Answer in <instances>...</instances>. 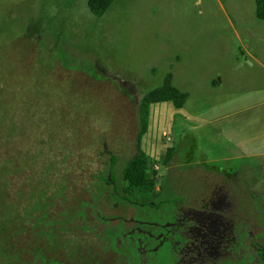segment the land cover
I'll use <instances>...</instances> for the list:
<instances>
[{"label": "rangeland", "instance_id": "1", "mask_svg": "<svg viewBox=\"0 0 264 264\" xmlns=\"http://www.w3.org/2000/svg\"><path fill=\"white\" fill-rule=\"evenodd\" d=\"M88 2L0 0V114L29 133L22 145L60 142L72 156L80 139L76 148L89 156L58 169L57 181L69 172L58 184L38 183L42 200L17 227L21 235H5L19 264H84L90 244L100 250L102 226L87 204L113 203L99 177L112 158L121 192L122 172L139 153L140 106L168 74L189 97L179 110L167 102L150 108L140 147L158 166L154 194L163 167L173 165L253 169L252 180L240 181H263L264 22L255 0H115L100 18ZM168 148L179 155L165 165ZM238 155L248 159H231Z\"/></svg>", "mask_w": 264, "mask_h": 264}, {"label": "flooded vegetation", "instance_id": "2", "mask_svg": "<svg viewBox=\"0 0 264 264\" xmlns=\"http://www.w3.org/2000/svg\"><path fill=\"white\" fill-rule=\"evenodd\" d=\"M163 169L158 194L147 199L118 191L110 172L99 176L114 200L87 204L102 232L100 250L90 244L94 255L84 264H264V177L254 186L240 181L252 180L253 169Z\"/></svg>", "mask_w": 264, "mask_h": 264}, {"label": "trees", "instance_id": "3", "mask_svg": "<svg viewBox=\"0 0 264 264\" xmlns=\"http://www.w3.org/2000/svg\"><path fill=\"white\" fill-rule=\"evenodd\" d=\"M114 1L89 0L88 7L95 17L100 18L106 14ZM255 15L258 20L264 22V0H255ZM188 97V94L181 93L174 87L172 74L165 77L162 86L150 91L144 97L140 106L139 153L132 157L122 172L121 192L128 198H153L154 189L159 180L157 172L152 170L156 162L151 161L148 155L141 151L140 147L142 137L146 136L148 132L151 106L167 102L174 109L179 110L183 108ZM28 135L26 130L22 131L15 119L9 123L7 117L5 118L0 114V264H19L17 262L19 256L9 251L5 235L10 231L21 235L17 227L20 224H25L24 218H29L31 209L38 208L36 205L42 200V191L37 189L38 183L45 181L54 186V184H58L57 182H61L64 177H68L69 172L62 175L61 172L70 170L69 167L73 166L70 163L72 159L76 165L89 160L88 153L76 148L77 145L78 147L81 145L80 139L75 141L71 156V154H65L66 151L63 150L60 142H56V147L53 149L48 148L45 140L39 138L37 141L22 145L28 141V139H23ZM46 153L51 155L40 165L41 157ZM173 154V149L168 148L166 150L162 157L165 165L170 161ZM98 159L101 161L100 158ZM58 169H61V172L59 171L61 176L57 181L55 172ZM61 193L62 189L60 190Z\"/></svg>", "mask_w": 264, "mask_h": 264}, {"label": "water", "instance_id": "4", "mask_svg": "<svg viewBox=\"0 0 264 264\" xmlns=\"http://www.w3.org/2000/svg\"><path fill=\"white\" fill-rule=\"evenodd\" d=\"M113 167H114V159L112 158V163H111V169L109 170V178L112 179L113 181Z\"/></svg>", "mask_w": 264, "mask_h": 264}, {"label": "built area", "instance_id": "5", "mask_svg": "<svg viewBox=\"0 0 264 264\" xmlns=\"http://www.w3.org/2000/svg\"><path fill=\"white\" fill-rule=\"evenodd\" d=\"M164 137L166 138V141L167 142H170V143L172 142L171 139L169 137H167V135H164ZM154 166H153V169L152 170L155 171V172L158 171V166H155V167Z\"/></svg>", "mask_w": 264, "mask_h": 264}, {"label": "crops", "instance_id": "6", "mask_svg": "<svg viewBox=\"0 0 264 264\" xmlns=\"http://www.w3.org/2000/svg\"><path fill=\"white\" fill-rule=\"evenodd\" d=\"M216 133H219V131L216 130ZM231 159H237L238 160V159H248V158H245L243 155H238V156L233 157Z\"/></svg>", "mask_w": 264, "mask_h": 264}]
</instances>
